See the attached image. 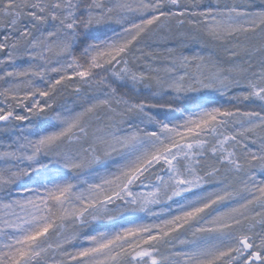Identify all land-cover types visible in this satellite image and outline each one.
Segmentation results:
<instances>
[{
  "label": "snow or ice",
  "instance_id": "1",
  "mask_svg": "<svg viewBox=\"0 0 264 264\" xmlns=\"http://www.w3.org/2000/svg\"><path fill=\"white\" fill-rule=\"evenodd\" d=\"M0 264H264V0H0Z\"/></svg>",
  "mask_w": 264,
  "mask_h": 264
}]
</instances>
